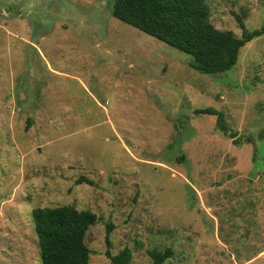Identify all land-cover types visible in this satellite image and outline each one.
<instances>
[{
  "label": "rangeland",
  "instance_id": "374dc122",
  "mask_svg": "<svg viewBox=\"0 0 264 264\" xmlns=\"http://www.w3.org/2000/svg\"><path fill=\"white\" fill-rule=\"evenodd\" d=\"M206 2L236 36V16L264 21V0ZM111 4L0 0V264H40L30 210L63 204L96 216L89 264L123 247L129 264H264V33L203 74Z\"/></svg>",
  "mask_w": 264,
  "mask_h": 264
},
{
  "label": "trees",
  "instance_id": "16d2710c",
  "mask_svg": "<svg viewBox=\"0 0 264 264\" xmlns=\"http://www.w3.org/2000/svg\"><path fill=\"white\" fill-rule=\"evenodd\" d=\"M110 13L116 19L148 34L163 43L188 54L189 66L203 74L220 73L231 68L239 49L264 33V21L256 29H245L235 17L240 35L215 28L208 21L206 0H112ZM195 113L214 115L223 120L221 112L211 108H197ZM236 143V133L229 132ZM86 178H79L77 182ZM30 218L36 237L40 264H89V250L84 243L88 227L96 216L88 209L63 204L34 207ZM105 242L109 245L107 238ZM105 256L111 264H129L131 252L123 247L116 253L106 248ZM169 248L147 250L150 264H161L170 257Z\"/></svg>",
  "mask_w": 264,
  "mask_h": 264
}]
</instances>
